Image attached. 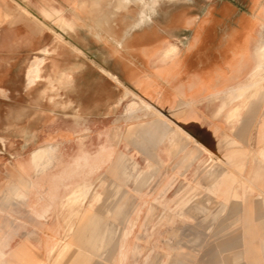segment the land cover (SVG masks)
<instances>
[{"label": "crops", "instance_id": "0c3cea01", "mask_svg": "<svg viewBox=\"0 0 264 264\" xmlns=\"http://www.w3.org/2000/svg\"><path fill=\"white\" fill-rule=\"evenodd\" d=\"M262 11L214 3L204 7L203 0H0V15L14 17L4 21V36L25 57L32 58L35 53L23 74L27 86L41 83L44 77L52 88L64 85L61 90H66L67 96L81 97L75 111L81 112L76 113L92 129L105 127L119 111L123 120L146 101L149 107L141 108L148 119L135 126L151 143H162L159 151L163 157L159 159L166 162L167 174L182 176L192 167L201 170L210 153L223 165L211 180L209 191L213 193L219 176L237 179L232 186L242 182V199L223 201L213 194L221 207L237 209L241 217L239 239L247 264H264V67L257 77L250 75L258 63V48L264 44ZM242 18L247 22L241 23ZM6 42L4 39L3 46ZM50 53L51 68L43 76L41 70ZM239 87L245 91L244 102L233 95ZM251 91L254 94L249 95ZM134 97L138 103L126 105ZM142 127L149 130L143 132ZM175 128L190 140L188 146L172 148ZM58 129L51 138H64L68 145L77 142L75 130L61 129L59 133ZM103 134L100 131L98 141L94 140L98 147L93 152L90 146L94 141L86 138L76 151L61 152L59 159L71 161L83 148L81 165L84 159L94 161L101 148L107 151ZM123 138L135 141L126 134ZM35 141L43 144L37 136ZM29 154L30 150L21 160H28ZM102 166L92 173H87L86 167L74 170L67 181H89ZM59 173L62 170L52 176ZM58 182L59 186L50 188L60 189L64 182ZM46 188H17L24 195H18L19 202L13 208H22L25 215L0 216V233L6 234L0 241V264L46 263L41 261L48 256L44 243L59 235V227L50 221L57 205H50L52 212L46 216H38L32 204ZM85 214L87 208L70 209L72 217ZM68 223L67 233L56 241L60 244L55 250L72 243L66 236L74 225ZM36 232L41 236L33 238Z\"/></svg>", "mask_w": 264, "mask_h": 264}, {"label": "rangeland", "instance_id": "374dc122", "mask_svg": "<svg viewBox=\"0 0 264 264\" xmlns=\"http://www.w3.org/2000/svg\"><path fill=\"white\" fill-rule=\"evenodd\" d=\"M213 3L219 7L263 10L264 37V0H203L204 7ZM6 15H0V216L25 215L22 208H13L19 202L18 195H24L17 188L35 190L43 185L56 188L58 180L66 182L74 170L86 167L87 173H92L106 162L89 181L85 179L81 190L65 191L61 195L56 190H45L32 200L34 207L44 202L40 208L33 207L38 216H46L47 204L57 205V212L52 213L50 221L54 222L52 226L59 227V235L44 243L46 250L67 233V219L74 225L66 236L71 245L43 256L41 261L46 264H247L239 239L241 217L237 215V209L221 207L213 194L223 201L242 199V182L232 186L237 179L219 176L213 193L209 191L211 180L223 165L210 153L206 158L204 155L206 160L201 170L192 167L182 176L167 174L166 162L159 159L163 157L159 151L162 143H151L150 137L135 126L148 119L141 105L123 120L119 111L110 117L105 127L92 129L77 114L81 112L75 111L81 97L67 96L66 90H61L65 89L64 85L59 84V89L52 88L44 77L41 83L27 86L23 74L35 53L32 58L25 57L20 48L8 42L3 23L14 17ZM246 22L241 19V23ZM4 39L7 46H3ZM50 66L51 53L42 67L43 76L47 75ZM68 125L73 128H67ZM57 128L59 133L61 129L75 130L77 142L68 145L64 138H51ZM141 129L143 132L149 130L147 127ZM175 129L172 148L178 150L188 146L190 140ZM100 131L105 134L102 142L107 151L101 148L94 161L84 159L81 165L83 154L77 161L59 159L61 152L76 151L86 138L88 142H97ZM125 134L135 141H125ZM35 136L43 144L37 145ZM95 141L90 146L92 152L98 147ZM46 144L52 147L48 155L43 151ZM29 150L30 158L20 164L18 160L27 157ZM33 151L40 154L31 157ZM30 169L34 174L28 172ZM59 170L62 174L52 176ZM41 179L44 184H40ZM77 206L87 208V214L70 216V209ZM248 231L252 232V227ZM5 235L0 233V241ZM39 235L41 232H36L32 237ZM17 263L14 261L13 264Z\"/></svg>", "mask_w": 264, "mask_h": 264}, {"label": "bare ground", "instance_id": "6f19581e", "mask_svg": "<svg viewBox=\"0 0 264 264\" xmlns=\"http://www.w3.org/2000/svg\"><path fill=\"white\" fill-rule=\"evenodd\" d=\"M19 7V6H18ZM19 9H20V7H19ZM13 12V11H12ZM8 14V13H7ZM11 14V13H10ZM12 15V14H11ZM6 16H9V15H6ZM5 16V17H6ZM261 28V27H260ZM262 40V39H261ZM262 44V43H261ZM171 46H173V45H171ZM171 46H170V48H171ZM174 47V46H173ZM173 47L171 48V49H173ZM258 48V47H257ZM175 49V48H174ZM164 52V51H163ZM163 52H161V53H163ZM166 52V51H165ZM257 53H258V59H257V61H258V63H257V65H256V67H255V69H254V71L252 72V74L250 73V75H251V77L252 78H254V77H257V75H258V73H260V72H262L261 70L263 69V65H264V44L263 45H261V47H259L258 48V51H257ZM256 53V54H257ZM250 72V71H249ZM250 75H248L249 77H250ZM248 79V78H247ZM257 80V79H256ZM254 81V80H253ZM259 81V80H258ZM258 81H256V82H258ZM243 82V81H242ZM255 82V81H254ZM245 83V82H244ZM251 83V82H250ZM259 83V82H258ZM261 83V82H260ZM260 83H259V85H260ZM249 84V83H248ZM237 85V84H236ZM262 85V84H261ZM246 86V85H245ZM255 86V85H254ZM253 86V87H254ZM257 86H258V84H257ZM231 87H233V86H230L229 88H231ZM236 87V86H235ZM241 87V86H240ZM238 88V89H235L236 91H235V93H233V95L234 94H236V97H238L239 99L241 98H243V92H245V91H242V88ZM247 87L248 86H246L245 88L247 89ZM250 87V86H249ZM256 87V86H255ZM251 89V88H250ZM253 89V88H252ZM251 89V90H252ZM249 90V89H248ZM230 91V90H229ZM250 91V90H249ZM3 92V91H2ZM231 92H233V91H231ZM237 92V93H236ZM247 92V91H246ZM1 93V92H0ZM225 93H228V92H225ZM248 93V92H247ZM250 94H254V91L252 92L251 91V93H249V95ZM248 95V94H247ZM248 95V97H251V96H249ZM261 95V94H260ZM235 96V95H234ZM234 96H232L231 98H233ZM255 96V95H254ZM235 97V98H236ZM247 97V98H248ZM261 97V96H260ZM238 98H236V99H238ZM251 98H253V97H251ZM243 100V102H244V99H242ZM249 100V99H248ZM253 100V99H252ZM231 101V100H230ZM240 102V101H239ZM238 102V103H239ZM136 103H138V101H137V99H129V101L127 102V104L126 105H134V104H136ZM237 103V104H238ZM125 104V103H124ZM141 104L142 105H144V106H146V107H149V103L148 102H146V101H141ZM241 104V103H240ZM141 105V106H142ZM237 107V106H236ZM239 107V106H238ZM237 107V108H238ZM144 108V107H143ZM223 108V107H222ZM239 109V108H238ZM232 111V110H231ZM236 112V111H235ZM227 114V113H226ZM127 115V114H126ZM235 115H237V114H235ZM230 116V115H229ZM176 130V129H175ZM116 131V130H115ZM116 135V134H115ZM179 135V134H178ZM31 150V149H30ZM44 153L45 154H49L51 151H52V147L49 145V144H46V145H44ZM84 151H86L85 149H83V148H81L80 149V152H79V154L74 158V161H77L78 160V158H80L81 156H82V154L84 153ZM40 153H39V151H33L32 153H31V157H34V156H36V155H39ZM18 162L20 163V164H22V163H24V160H18ZM81 180H82V178H80ZM83 181V180H82ZM82 181H67V182H64V184H62V186H61V188L60 189H58V190H56V192L59 194V195H61V193H63V192H65V190H68V189H70V188H72V186H74V188H73V190L74 191H79V190H81L82 189V186L84 185V183L82 182ZM88 184V183H87ZM79 188V189H78ZM46 190H52L51 188H49V187H47L46 188ZM73 191V192H74ZM74 196V195H73ZM71 197V196H70ZM69 197V198H70ZM48 205V207H49V209L47 210V212L48 211H51L52 212V208L50 207V205L49 204H47ZM66 219V218H65ZM20 221V220H19ZM66 222V224H65V226L67 227L68 225H69V223H68V220H66L65 221ZM15 229V228H14ZM4 235V234H3ZM19 240V239H18ZM59 241V240H58ZM69 245L68 244H66V247H68ZM34 247V246H33ZM57 247V242H55V243H53V244H50V245H48V256H50V254L55 250V248ZM65 247V248H66ZM9 249V248H8ZM3 252V251H2ZM42 264H46V263H42Z\"/></svg>", "mask_w": 264, "mask_h": 264}]
</instances>
